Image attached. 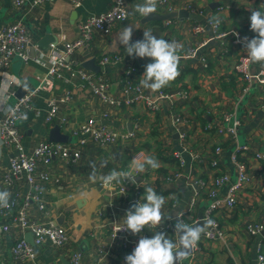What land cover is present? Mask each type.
Segmentation results:
<instances>
[{"label":"crops","instance_id":"1","mask_svg":"<svg viewBox=\"0 0 264 264\" xmlns=\"http://www.w3.org/2000/svg\"><path fill=\"white\" fill-rule=\"evenodd\" d=\"M75 1L53 0L52 3L38 7L28 4L16 8L12 0H0V28L21 22L30 32L32 45L46 50L59 42L62 36L67 41H76L80 36V24L91 16L107 12L114 2L78 0L80 3L76 5ZM137 2L139 0H130V17L127 22L117 26L107 37L102 34L94 35L89 47L68 59V62L75 61L82 69L84 63L95 60L96 65L101 67L100 73L84 70L109 82L111 95L121 94V80L126 71L131 70L134 80L139 83L146 65L152 63L149 58H133L126 54L117 39L118 33L124 27H133V42L143 40L145 30H151L157 38L178 42L181 45L179 55L187 53L195 44L188 31L194 21H175L168 27L165 23H143V17L134 14V5ZM168 3L166 8L157 6L156 12L166 14L169 8L188 11L189 8L190 11L200 9L207 15L206 22L219 16L221 31H236L243 38L249 39L256 36L250 30L251 12H264V0H168ZM215 3L220 4V7L213 9ZM48 35L55 41L43 44ZM211 36L212 32L208 29L206 38ZM244 51L243 46L234 45L233 38L229 37L223 41L212 40L200 51L207 58L208 67L198 59H180L179 75L168 87L155 93L145 90L152 97L160 93L177 94L170 100L159 101L157 113H152L144 104L109 107L92 93L90 85L85 84L83 87L80 78H75L72 85L57 80L52 90L39 91L32 107L19 122L23 134L22 144L27 154L41 143L50 142V132L55 126H59L62 133L73 138L72 132L91 117H97L100 122L114 130L133 133L134 137L104 148L89 141L82 148L80 160L75 163L55 159L50 167L51 181L45 186L46 210L39 211V205L33 201L30 205L31 219L46 225L54 223L64 227L69 232V244L61 250L55 249L50 241L42 246H34L30 232L12 227L10 232L0 235V264H70L71 252H80L86 264H126L125 257L133 252L127 241L139 240L144 233L153 237L155 230L146 228L137 235L127 231L124 236L115 238L112 235V226L118 224L126 227L124 217L133 206L129 205V199L133 195L131 192L127 196L121 195L118 192L121 183L106 190L99 180L91 182L90 165H96L98 174H107L112 169L126 170L135 157L140 160L147 156L155 157L159 168H149L138 174L136 186L141 189L142 201L146 187H152L157 194L165 197L162 209L165 220L160 227L172 223L170 216L176 207L184 208L188 204L192 191L187 186L186 178L174 184H169L167 179L181 170L186 176L210 183L218 175L208 164L217 145L206 126L210 123L215 125L225 113L237 112L238 100L245 106L249 101L257 102L252 97L256 89H251L243 96L245 83L235 70V64ZM105 56H110L111 59L117 57L118 60L103 65L101 60ZM8 72L18 81L14 90L19 98L40 85L46 69L37 63H24L15 59ZM181 92L186 93L187 99L178 94ZM65 93H69L72 98L67 104L60 105V120L64 119L65 124L46 123L45 119L50 113V97ZM176 108L185 118V123L181 126L182 131L187 133L184 140L174 138L179 134L172 118ZM257 113L243 128L253 125ZM247 141L250 146L264 149V118L259 125L252 128ZM230 150L231 147H227L222 156V172L231 173L228 164ZM1 153L0 191H8L9 198L17 192L23 197L27 196L30 192L29 185L22 183L15 189L3 184V175L9 168L14 152L2 147ZM200 156H207L206 162L199 161ZM245 161L249 171L254 174L253 181L243 189L238 207L232 215L224 210L218 214L228 242H199L200 250L188 259L189 264H258V247L262 245L264 248V235L252 236L247 232V227L253 222L264 223V163L255 160L251 155ZM226 193L224 186L220 189L219 197L226 196ZM208 204L203 197L191 218L196 220L202 217ZM163 233L173 240L177 239L175 232ZM22 239L34 246L37 252L34 263L22 262L12 256V247Z\"/></svg>","mask_w":264,"mask_h":264},{"label":"built area","instance_id":"2","mask_svg":"<svg viewBox=\"0 0 264 264\" xmlns=\"http://www.w3.org/2000/svg\"><path fill=\"white\" fill-rule=\"evenodd\" d=\"M52 2L53 0H12V4L16 8L28 4L32 7H38ZM129 2L130 0H114L107 12L91 16L87 21L80 24V36L76 41H67L62 36L59 42L52 44L46 50L32 45L30 32L21 22L0 28V159L2 157V147L14 152L2 181L4 185L15 187V189L22 183L29 185L30 188L27 196L23 197L17 192L9 198L7 207H0V235L10 232L12 227H16L32 234L34 246H42L46 241H50L55 249H65L70 242L68 230L54 223L46 225L34 221L31 219L30 212V205L33 201L39 205V211L46 210L45 186L51 181L50 167L53 161L55 159L74 163L79 161L82 148L89 141H93L97 146L104 148L121 140L127 141L134 137L133 133L129 134L114 130L100 122L97 117H91L72 132V136L75 138L74 143L44 142L35 147L30 154H27L22 144L23 134L20 131L19 122L32 107L33 100L39 91L52 90L57 80L72 85L75 78H80L82 86L85 87V84L90 85L92 93L109 107H130L144 104L152 113L159 111V101L170 100L177 95L160 93L158 96L152 97L139 87V83L132 77L131 70L126 71L122 77L121 94L119 96L111 95V84L109 82L87 73L82 67L77 66L75 61L68 62V59L76 52L82 51L91 45L94 35L102 34L107 37L113 33L117 26L127 22L130 17ZM79 3L80 1H75L76 5H79ZM168 4V0H158L157 6L166 8ZM170 11H173V9L169 8L168 12ZM190 12L203 13L200 9H192ZM170 24L171 22L165 23L167 27ZM208 29L212 32V36L209 39L206 38ZM188 31L193 36L195 44L187 53L180 55V59H198L205 67H208L207 58L200 51L210 41H223L232 37L234 45L243 46L241 43L243 37L239 32L221 31L220 25L214 29L213 24L209 21L206 24L192 23ZM246 56L245 50L239 56L235 64V70L245 83L242 89L243 96L249 93L251 89H256L252 97L257 102L249 101L248 105L245 106L241 100H238L237 112L225 113L215 125L210 123L206 126V130L209 133L213 131V138L216 140L217 145L208 164L218 175L210 183H207L202 179H193L190 176H186L183 171L179 170L167 179L169 184H174L178 180L186 178L187 186L192 191L188 204L180 212L182 214L181 218L185 223L193 225L201 219H211L215 222L212 227L205 230L199 242H228L218 214L224 210L232 215L238 207L243 189L253 181L254 174L249 171L248 164L245 161L247 156L251 155L255 160L264 163V149L260 146H250L248 141L246 146L240 147L238 145L239 130L247 125L258 111L264 108V68L260 67L258 74L253 76L251 63L246 59ZM15 59H20L24 63H37L46 69L45 77L40 85L34 91L27 92L21 98H17V92L14 90L15 85L18 83L17 79L8 72ZM112 60H118V58L111 59L110 56H105L101 63L104 65ZM96 79L98 83H96ZM178 94L187 99L185 92ZM71 99L69 93L52 95L49 99L50 113L45 119L46 123L54 124L58 122L60 125H64L65 120H60V105L67 104ZM241 104L244 105V115L239 117L238 111ZM106 116L108 115H103V117ZM172 118L173 125L178 130L180 139H186L187 133L182 131L181 128L185 123V118L179 113L178 108L173 111ZM227 147H231V149L234 147L235 149L231 156V161L237 173V183L226 190V196L220 198V189L230 183L232 176L230 172H222L220 170L222 156ZM207 158V156H200L198 160L206 162ZM118 192L123 196H127L131 192L133 197L129 199V205L143 202L141 189L136 186V183L133 184L125 180L118 187ZM203 197L209 202L207 209L202 217L196 220L192 219L191 216ZM124 230H127L125 226L114 224L112 226V235L115 238L124 236L127 232ZM158 231L175 232V228L170 223L159 227ZM247 232L252 236L262 235L264 223L249 224ZM142 237L152 238L145 233ZM138 241H127L132 251L136 248ZM34 246L24 239L19 240L12 247L11 254L15 259L22 262L34 263L37 257ZM193 250L194 254L200 250L199 243ZM69 262L70 264H86L80 252H71ZM258 264H264V248L262 245L258 247Z\"/></svg>","mask_w":264,"mask_h":264},{"label":"clouds","instance_id":"3","mask_svg":"<svg viewBox=\"0 0 264 264\" xmlns=\"http://www.w3.org/2000/svg\"><path fill=\"white\" fill-rule=\"evenodd\" d=\"M158 0H139L134 5V14L150 18L157 11ZM214 29L219 27L221 18L214 16L209 21ZM250 30L256 34L249 39L241 41L247 56L246 59L255 65L264 68V12L253 10L250 16ZM143 40L132 41L133 27L128 25L118 33L117 39L133 58H149L152 63L146 65L144 75L139 80V87L150 92H160L168 87L179 75V61L181 45L176 41H167L157 38L151 30L144 31ZM92 171L89 180L93 183L100 181L101 186L108 190L114 184L123 181L136 183L138 174L149 168H159L158 160L153 156H147L143 160L135 157L129 163L126 170L112 169L107 174H98L95 164L90 165ZM144 202H138L129 209L124 217L127 230L132 235L142 233L146 228L154 231L152 238L141 237L134 251L125 257L126 264H181V261L189 255L199 243L205 230L214 225L211 219L201 223L190 225L182 220V214L176 212L175 235L176 240L158 231L165 220L162 209L165 205V197L157 194L152 187L144 188ZM10 193L0 191V207H7ZM171 219V218H170Z\"/></svg>","mask_w":264,"mask_h":264},{"label":"water","instance_id":"4","mask_svg":"<svg viewBox=\"0 0 264 264\" xmlns=\"http://www.w3.org/2000/svg\"><path fill=\"white\" fill-rule=\"evenodd\" d=\"M220 7V4L215 3L212 8H218ZM206 13H194V12H190L186 9H182V10H173L170 11L166 14H160V13H153L151 14L150 18H145L143 17V23H149V22H157V23H166V22H170V21H180V22H184V21H194L197 23H201V24H206ZM45 41L43 42V44H48L50 41H55V39L51 38L49 35L45 37ZM42 44V43H41ZM42 46H46V45H42ZM84 69L88 70V71H92L95 73H100L101 72V67H99L98 65H96L95 60H91V61H87L86 63H84L83 65ZM259 65H255V64H251V72L253 76H256L259 72ZM21 98V97H19ZM238 115L239 117H242L244 115V105L241 104L240 109L238 111ZM264 118V108L262 110H260L254 120L253 125H251V127H245V128H241L239 130V136H238V145L240 147L246 146L247 145V136L248 134L251 132L252 128L256 127L257 125H259L262 120ZM175 140H179L180 136L175 135L174 136ZM50 143H62V144H72L75 141V138H71L70 136L62 133L61 128L59 126H55L51 132H50ZM234 147L230 150V152L228 153V158H229V167L231 170V181L229 184H227L225 186L226 190H228L232 185L237 183V173L235 170V167L231 161V156L234 152ZM186 201H188V199H185ZM183 209V207L178 206L175 208L174 212L172 213V215L170 216L172 224L175 228V223H176V212H181ZM200 224L201 227H203V219H201L199 222H197L196 224ZM195 225V224H193ZM262 235H264V232L262 233ZM194 254V250H191L189 255L187 256V258L183 259L181 261V264H184L183 261L184 260H188L190 256H192ZM67 264V263H65Z\"/></svg>","mask_w":264,"mask_h":264},{"label":"rangeland","instance_id":"5","mask_svg":"<svg viewBox=\"0 0 264 264\" xmlns=\"http://www.w3.org/2000/svg\"><path fill=\"white\" fill-rule=\"evenodd\" d=\"M253 223H256V222H253ZM183 263L184 264H189V261L188 260H184Z\"/></svg>","mask_w":264,"mask_h":264},{"label":"trees","instance_id":"6","mask_svg":"<svg viewBox=\"0 0 264 264\" xmlns=\"http://www.w3.org/2000/svg\"><path fill=\"white\" fill-rule=\"evenodd\" d=\"M171 23L175 22V21H170ZM132 77H133V73H132ZM211 133L213 134V131H211ZM263 171H264V166H263Z\"/></svg>","mask_w":264,"mask_h":264}]
</instances>
